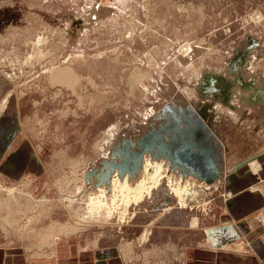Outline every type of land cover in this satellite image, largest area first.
Wrapping results in <instances>:
<instances>
[{
  "label": "rangeland",
  "instance_id": "374dc122",
  "mask_svg": "<svg viewBox=\"0 0 264 264\" xmlns=\"http://www.w3.org/2000/svg\"><path fill=\"white\" fill-rule=\"evenodd\" d=\"M15 99L42 169L0 179V246L44 258L69 238L65 227L112 238L129 230L119 238L126 259L156 264L163 247L144 244L154 221L136 234L126 229L135 218L173 208L192 226L220 219L229 173L247 163L246 179L262 170L253 160H264V0H0V114ZM153 133L154 145L144 147ZM191 142L195 153L210 152L197 157L204 173L214 168L208 175L196 160L172 157ZM126 150L135 152L130 167L139 162L131 177L116 167L128 161ZM147 159L163 163L166 176L124 220L90 211L101 190L115 199L116 178H143ZM262 176L260 194L264 164ZM176 184L195 203L180 200Z\"/></svg>",
  "mask_w": 264,
  "mask_h": 264
},
{
  "label": "crops",
  "instance_id": "0c3cea01",
  "mask_svg": "<svg viewBox=\"0 0 264 264\" xmlns=\"http://www.w3.org/2000/svg\"><path fill=\"white\" fill-rule=\"evenodd\" d=\"M12 105L0 114V179L16 180L30 168L41 170L42 161L37 152L36 137L28 131V122L22 117L19 102L15 99ZM205 152L210 155L208 150ZM228 177L230 180L226 183L230 189H238L234 190L233 196L227 192L233 203L221 212L220 219L209 217L198 226H192L188 214L178 209L175 212L172 208L153 213L145 221L135 218L126 229L134 227L137 234L144 230L147 221H154L151 237L144 244L158 245L160 250L163 247L156 264H264V194L254 188V183L250 186L255 177L246 179L236 171ZM248 188L252 192L240 194ZM163 217L174 221L172 224L164 222ZM166 230L179 232L174 237L168 234L155 238L156 233L162 235ZM128 234L129 230L116 231L112 238L104 230L93 235H68L69 238H61L56 252L49 254L47 251L44 258L33 257L23 247L0 246V264H33L34 260L38 264H141L140 260L129 262L131 259H126L125 251L121 250L119 238ZM137 244L144 246L140 242Z\"/></svg>",
  "mask_w": 264,
  "mask_h": 264
},
{
  "label": "bare ground",
  "instance_id": "6f19581e",
  "mask_svg": "<svg viewBox=\"0 0 264 264\" xmlns=\"http://www.w3.org/2000/svg\"><path fill=\"white\" fill-rule=\"evenodd\" d=\"M58 73H59V77L63 78L62 76H64L65 73L63 71H59V70H58ZM73 82H75V81H73ZM155 135L158 136L157 134L153 133V134H151V135H149L147 137L146 142H145L146 145L144 147H148V146H153L154 145V143L152 142V139H153V137ZM156 141H157V139H156ZM159 143H160L159 145H161V140L160 139H159ZM194 148H198L199 149V147H197V145L195 143L191 142V143L188 144V146H185L183 148L184 149L183 151L180 150V149L179 150H175L174 151V156H172V157L173 158L175 157V159L176 160L178 159L179 161L181 159L184 162V164L185 163L190 164L189 159L190 160L194 159V160H196V162H195L196 163V167L198 169L199 168L202 169V164L199 163V161H198L199 159L197 157L201 156L202 154L204 156L206 155L208 158H210V157L208 156L207 152L204 153L203 149H201V150H203L202 154L201 153H195L193 151ZM165 151H169V149H166ZM125 155L127 156L128 161L122 163L121 165L118 164L116 167H117L118 172L121 173V174L127 170L128 172H130L129 175L131 177L134 174H136V171L138 170L137 167H135L133 169L130 168L131 161H133V159L135 161V157H134L135 156V152L126 150V154ZM202 156L200 157V159L203 161L204 160V158H203L204 156L203 157ZM259 162H261V164H262V167H259L262 170H261V172L258 175H255V177H256V179L254 180L255 182L252 181L250 183V186H252L253 183L258 182L259 180H261L263 178L262 173H263L264 160L262 161V157H257L256 159L253 160V163L257 164V166H258ZM138 164H139V162L136 163V166ZM192 164L193 163L191 162L190 166H192ZM249 165H250V163L245 164L246 169L241 174L242 176H243V174H246L247 171H250ZM211 169H214V168H212V167L210 168L208 165H206L205 168H204V170H206L205 173L203 172V170H200V171L202 172V174L204 173L205 175H208V173L211 172ZM120 171H122V172H120ZM144 172H145V176H143V178H141L138 182H136V184H132V185H130L128 183L129 182V177L128 176L124 177V179H121V181L116 178L114 180V182H113V187H114V190L116 191V194L114 195L115 199H112L111 201H108L107 197H106V191L105 190H101L102 194H100L98 197L95 198V196H94V197L90 198V200H89V209H90V211L92 210L93 212H95L96 215L98 214V217H100V216H102V213H100V212H103L104 209H107L108 212L105 214V217H108V218H111V219L116 217L117 219H119V218L121 219L122 218L124 220L127 217L126 215L129 213V209H128L129 206L132 203L139 204L140 202H142L144 200V198H146L147 195H150L152 193V191L158 187V184H160V181L162 180V178H164L166 176V173L163 170V163H161V162L160 163H157V162L153 163L150 159H147V161L145 163ZM199 175H201V174H199ZM172 186H174V185H172ZM237 189H233V190L229 189L228 192H231L232 196H233L234 190H237ZM174 191L176 192V194H180L179 195L180 196V200H182L183 202L187 203V202L193 201L195 203V200L191 199L190 190H188V187H182V186L176 184V187H175ZM240 192H241L240 194H242V195H247L249 192H252V191L248 188V190H244V191L241 190ZM10 193L12 194V197L15 194L14 190H12V192H10ZM9 200L11 201V198ZM232 203H233V200L230 199L229 200V204L231 205ZM7 208L10 209L12 207H11V205H8ZM0 210H1V208H0ZM11 210L12 209H10L9 212H12ZM90 215H92V213H90ZM102 218H104V217H102ZM2 219H4L6 221V223H9V222L12 221L8 217H4ZM90 219H92V218H90ZM100 219H101V217H100ZM195 226H197V225H195ZM64 229L67 230V231H70L68 234L72 235V234H74L75 229H77V228H76V226L75 227L74 226H69V227H65ZM149 233H150V230H147V232L143 236L144 240L148 239Z\"/></svg>",
  "mask_w": 264,
  "mask_h": 264
},
{
  "label": "water",
  "instance_id": "95a60500",
  "mask_svg": "<svg viewBox=\"0 0 264 264\" xmlns=\"http://www.w3.org/2000/svg\"><path fill=\"white\" fill-rule=\"evenodd\" d=\"M135 161H136V159H135ZM135 163H137V162H135ZM195 164H196V163H195ZM135 167H136V165H135V166L132 165L130 168L133 169V168H135ZM112 170H113V168H111V169L109 170V174H111V171H112ZM120 172H122V171H120ZM122 174H123V173H122ZM108 177H109V176H108ZM208 179H209V178H208Z\"/></svg>",
  "mask_w": 264,
  "mask_h": 264
}]
</instances>
